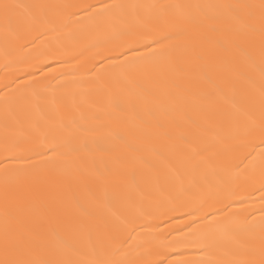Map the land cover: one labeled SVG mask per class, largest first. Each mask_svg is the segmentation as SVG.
I'll return each mask as SVG.
<instances>
[{
    "label": "bare ground",
    "instance_id": "6f19581e",
    "mask_svg": "<svg viewBox=\"0 0 264 264\" xmlns=\"http://www.w3.org/2000/svg\"><path fill=\"white\" fill-rule=\"evenodd\" d=\"M5 3L0 261L264 262V0Z\"/></svg>",
    "mask_w": 264,
    "mask_h": 264
},
{
    "label": "snow or ice",
    "instance_id": "6c2138e0",
    "mask_svg": "<svg viewBox=\"0 0 264 264\" xmlns=\"http://www.w3.org/2000/svg\"><path fill=\"white\" fill-rule=\"evenodd\" d=\"M0 7H2L5 20L7 21L9 19L10 10L14 9L16 7H20V5H11V4L5 3ZM167 7H169V6H166V5L160 6L161 10H164ZM261 8L264 9V4L261 5ZM185 35H186V33H182V32L176 33V34H173L172 32L156 33L153 35L139 36L136 38L135 41H133V43H143L146 40H151L152 44H156L158 46V48L151 49V51L156 52L158 50L167 48L173 40L180 39ZM144 46L149 47V45L146 43H144ZM128 47H129L130 51H135V49L132 48L131 45H128ZM43 146L46 148V151L51 152L53 154V156L48 157L49 160L53 159V157L58 153V150L60 148V145L55 140H53L51 143L45 144ZM42 154L43 153H41V155ZM0 264H25V262L20 261V260H16V259L6 258L5 260L0 261ZM261 264H264V262H261Z\"/></svg>",
    "mask_w": 264,
    "mask_h": 264
}]
</instances>
